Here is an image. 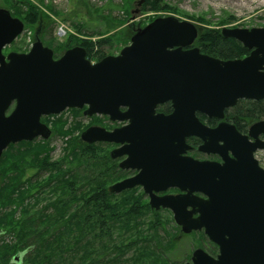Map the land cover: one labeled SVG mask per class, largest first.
Here are the masks:
<instances>
[{
  "label": "water",
  "instance_id": "obj_1",
  "mask_svg": "<svg viewBox=\"0 0 264 264\" xmlns=\"http://www.w3.org/2000/svg\"><path fill=\"white\" fill-rule=\"evenodd\" d=\"M23 28L0 7V156L9 144L47 139L51 129L41 117L68 108L124 122L111 130L91 125L80 134L88 144H119L111 158L125 156L119 167L137 171L108 190L141 186L150 207L170 209L182 232L204 229L219 246L216 259L197 248L183 264H264V168L253 156L264 149V119L246 133L223 119L238 100H264V27L221 28L249 49L224 60L192 46L195 23L156 17L137 27L118 54L96 62L79 45L55 58L39 39L27 52L4 54ZM165 102L171 111L156 112ZM197 114L220 121L210 127ZM191 136L201 139L200 152L220 161L187 154ZM169 188L180 193L158 194Z\"/></svg>",
  "mask_w": 264,
  "mask_h": 264
},
{
  "label": "trees",
  "instance_id": "obj_2",
  "mask_svg": "<svg viewBox=\"0 0 264 264\" xmlns=\"http://www.w3.org/2000/svg\"><path fill=\"white\" fill-rule=\"evenodd\" d=\"M24 5L22 16L15 7L11 14L32 27L39 21V8L30 1ZM75 8L82 6L76 2ZM141 8L153 12L170 9L164 0H144ZM84 24L77 22L76 31ZM114 38L70 35L60 43L61 52L79 45L88 59L96 61L106 56L105 46L112 47ZM193 46L224 60L249 53L236 39L211 27L200 28ZM158 110L171 111L170 102L159 105ZM224 113L226 121L246 133L251 123L264 119V100L241 99ZM199 116L208 124L215 122ZM86 127L55 129L66 137L57 160L51 158L48 140L40 138L10 144L2 152L0 231L5 229L15 241H1L0 264H166L164 255L173 243L161 234L165 226L157 218L161 214L150 207L142 190L136 195L137 187L120 193L108 190L122 177L121 170L108 154V143L77 141L74 132ZM189 143L195 145L197 139L191 138Z\"/></svg>",
  "mask_w": 264,
  "mask_h": 264
},
{
  "label": "rangeland",
  "instance_id": "obj_3",
  "mask_svg": "<svg viewBox=\"0 0 264 264\" xmlns=\"http://www.w3.org/2000/svg\"><path fill=\"white\" fill-rule=\"evenodd\" d=\"M26 1H30L39 8V21L32 27L24 25V29L18 38L3 49L4 54L11 51L27 52L34 40L39 39L42 42L45 40V44L44 42L43 44L51 48L55 57H58L64 52H61L60 43L71 35L92 40L103 36L115 37L112 43L113 46L110 48L105 46L106 52L104 51L106 55H115L124 45L129 43L130 37L137 27L144 26L150 22L152 17L169 15L195 23L198 30L202 27H211L218 30L223 27H264V0H164L170 9L156 12L142 10L141 6H137L138 0H0V7L7 8L11 12L14 11L13 7H15L19 12V16H22L21 13L26 8L24 5ZM76 2L82 6L81 9L75 8ZM80 10L82 11L79 12ZM19 16L16 15V17ZM80 21L85 24L77 32L75 24L80 23ZM99 34L102 36H99ZM42 119L52 129V134L49 139H40L48 140L49 145L52 146L50 155L53 160H57L62 156V147L66 139V137H61L55 130L56 128L68 131L72 127L80 128L83 125H87V127L100 125L105 128L112 125L106 116H86L83 114L82 109L80 111L64 110L62 113ZM59 120L62 121L60 124L57 123ZM83 130L74 132V135L78 136L77 141L79 142H82L80 133ZM107 147L110 156V151L115 147H113V144H109ZM12 153H16V151ZM192 153L200 159L212 158L210 155L200 152ZM118 161L119 158H116L117 166ZM120 170L119 174L123 177L125 171ZM137 188L138 193L136 192V195H139L142 189L141 187ZM144 199L148 201L147 196ZM157 212L161 214L157 218L165 224L164 231H161V234L166 238L170 237L173 243V246L165 252L166 264H180L190 256L192 250L197 246L211 248L199 233H183L181 228L174 222L172 213L169 210L164 209ZM1 241L10 244L15 241V238L4 229L0 233V244Z\"/></svg>",
  "mask_w": 264,
  "mask_h": 264
},
{
  "label": "flooded vegetation",
  "instance_id": "obj_4",
  "mask_svg": "<svg viewBox=\"0 0 264 264\" xmlns=\"http://www.w3.org/2000/svg\"><path fill=\"white\" fill-rule=\"evenodd\" d=\"M165 103H166V102H165ZM163 104H164V103H163ZM159 105H162V104H159ZM159 105L157 106L156 112H163V111L158 110ZM169 112H170V111H169ZM169 112H164V113H169ZM224 112H225V110H224ZM197 115H198L199 119H200L201 121H203V120L200 118V116H199V115H202V114H197ZM224 116H225V113H224ZM206 119H208V120L214 119V120H215V122H213V123H209V124L207 123V121H203L204 123H206V124H207L208 126H210V127H214V126H216V125L218 124V122L220 121L219 119H216V118H208V117H206ZM223 119H224V118H223ZM224 120H225V119H224ZM227 122H228V121H227ZM111 124H112V125H111L110 127H106V129L111 130V129L114 128V127H119V126L123 125L124 122H111ZM238 131H239V130H238ZM239 132H240V131H239ZM191 138H196V139H197V144H195V145L190 144L189 142H190ZM186 142H187L188 144L191 145V149L188 150L187 154L191 155L192 157L197 158L196 156L193 155L192 152H200V151L198 150V146L202 143L201 139L198 138V137L191 136V137H188V138L186 139ZM117 146H119V144H113V147H117ZM200 153H202V152H200ZM203 154H205V153H203ZM206 155H210V156L212 157L210 160H217V161H220V158H219L216 154H206ZM124 157H125V156H121V157H119V161H121L122 159H124ZM208 159H209V158H208ZM119 161H118V162H119ZM124 171H125V172H124V176L122 177V179H123V178H126V177H130V176L134 175V174L137 172L136 170H131V169L124 170ZM164 193L178 194V193H180V191H179L178 189L174 188V189H169V190H167L166 192H163V193H160V194H164ZM197 215H198V214L196 213V214H194L193 216H197ZM178 227L180 228V226H178ZM193 232H195V233H199V235L204 239L205 242H207V243L210 245L211 248H208V247L205 248V247H202V246H197V247H195V248L192 250L190 256L187 257V259L184 260L183 262H181L180 264H183V263H186V262H190V261H191L192 253H193V251H194L195 249H197V248H200L201 250H203V251H204L208 256H210L211 258L216 259V258L218 257L219 252H220L219 246H218L214 241H212L211 239H209V237L205 234L204 229H200V230H197V231H192V232H190V233H193ZM190 233H188V234H190Z\"/></svg>",
  "mask_w": 264,
  "mask_h": 264
},
{
  "label": "built area",
  "instance_id": "obj_5",
  "mask_svg": "<svg viewBox=\"0 0 264 264\" xmlns=\"http://www.w3.org/2000/svg\"><path fill=\"white\" fill-rule=\"evenodd\" d=\"M254 155H255L256 159L258 160V162L262 166H264V150H257Z\"/></svg>",
  "mask_w": 264,
  "mask_h": 264
}]
</instances>
